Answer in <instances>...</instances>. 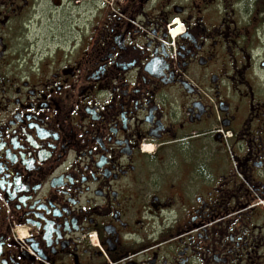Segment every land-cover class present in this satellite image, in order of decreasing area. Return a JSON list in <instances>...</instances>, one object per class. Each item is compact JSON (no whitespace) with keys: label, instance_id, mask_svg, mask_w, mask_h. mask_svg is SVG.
Wrapping results in <instances>:
<instances>
[{"label":"flooded vegetation","instance_id":"obj_1","mask_svg":"<svg viewBox=\"0 0 264 264\" xmlns=\"http://www.w3.org/2000/svg\"><path fill=\"white\" fill-rule=\"evenodd\" d=\"M0 264H264V0H0Z\"/></svg>","mask_w":264,"mask_h":264}]
</instances>
